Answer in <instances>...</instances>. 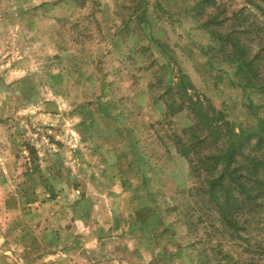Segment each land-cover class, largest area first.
<instances>
[{"label":"rangeland","instance_id":"obj_1","mask_svg":"<svg viewBox=\"0 0 264 264\" xmlns=\"http://www.w3.org/2000/svg\"><path fill=\"white\" fill-rule=\"evenodd\" d=\"M43 1L0 0V264H264L200 186L261 150L264 2Z\"/></svg>","mask_w":264,"mask_h":264},{"label":"trees","instance_id":"obj_2","mask_svg":"<svg viewBox=\"0 0 264 264\" xmlns=\"http://www.w3.org/2000/svg\"><path fill=\"white\" fill-rule=\"evenodd\" d=\"M257 1L252 0L257 8L263 9L262 6L257 5ZM49 2L46 0L42 3ZM241 16L242 14H240ZM230 36L231 32H228L216 38L220 45L219 39L232 40L231 49L225 59L239 62L240 67L246 68L248 74L251 72L252 75L256 76L258 74V71L254 68L256 60L254 54L250 52V46L242 44L236 37L231 39ZM225 47L226 45L223 43L221 49L225 50ZM262 80L264 86V76ZM223 125L227 124L224 123ZM221 127L219 123H216L213 129H221ZM213 129L212 134L214 133ZM256 135L258 136V145L256 147H261V150L247 153L240 151L232 141V137H229L223 148L224 153L221 156H210L216 160L215 169L206 176L207 179L202 185L200 183L203 189L202 192L208 194L210 199L218 205L220 221L228 234V238L233 240L237 238L236 236H239V238L248 240L249 246H252L250 244L251 238L243 237L240 232L249 231L253 223L258 226V223L264 220V121L261 130ZM244 144L241 142L239 147ZM241 156L243 157V162L238 163V157ZM219 167H222L221 171H218ZM258 207H260L259 210ZM238 219L243 220V222L241 223ZM262 249L264 252V246H262Z\"/></svg>","mask_w":264,"mask_h":264}]
</instances>
